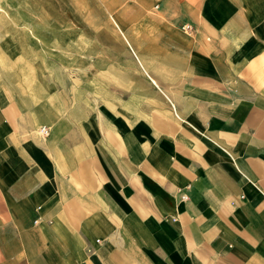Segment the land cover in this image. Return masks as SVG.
<instances>
[{"label":"crops","instance_id":"obj_1","mask_svg":"<svg viewBox=\"0 0 264 264\" xmlns=\"http://www.w3.org/2000/svg\"><path fill=\"white\" fill-rule=\"evenodd\" d=\"M142 3L102 87L0 94V264H264V0Z\"/></svg>","mask_w":264,"mask_h":264},{"label":"rangeland","instance_id":"obj_2","mask_svg":"<svg viewBox=\"0 0 264 264\" xmlns=\"http://www.w3.org/2000/svg\"><path fill=\"white\" fill-rule=\"evenodd\" d=\"M143 0H0V94L27 89L36 103L65 86L102 87L103 59L119 55L121 20ZM91 63L92 74L85 70ZM78 78L77 84L73 78ZM30 82V83H29ZM37 92L36 94H33Z\"/></svg>","mask_w":264,"mask_h":264},{"label":"built area","instance_id":"obj_3","mask_svg":"<svg viewBox=\"0 0 264 264\" xmlns=\"http://www.w3.org/2000/svg\"><path fill=\"white\" fill-rule=\"evenodd\" d=\"M184 26L188 27V25H184ZM43 130H44V131H43ZM41 131L46 132L45 127H42V128H41Z\"/></svg>","mask_w":264,"mask_h":264}]
</instances>
